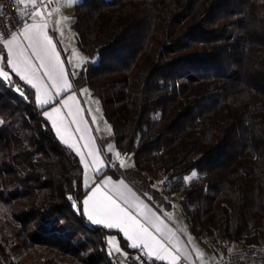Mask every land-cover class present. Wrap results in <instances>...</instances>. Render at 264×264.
Wrapping results in <instances>:
<instances>
[{
  "label": "trees",
  "instance_id": "obj_1",
  "mask_svg": "<svg viewBox=\"0 0 264 264\" xmlns=\"http://www.w3.org/2000/svg\"><path fill=\"white\" fill-rule=\"evenodd\" d=\"M74 17L89 56L74 89L100 98L135 162L106 172L177 205L227 251L263 246L264 0H80ZM10 75L0 78V264H124L109 237L135 249L82 214L79 156Z\"/></svg>",
  "mask_w": 264,
  "mask_h": 264
},
{
  "label": "snow or ice",
  "instance_id": "obj_2",
  "mask_svg": "<svg viewBox=\"0 0 264 264\" xmlns=\"http://www.w3.org/2000/svg\"><path fill=\"white\" fill-rule=\"evenodd\" d=\"M17 2L25 4L26 0H17ZM27 2L31 3L33 7L32 23L18 21L23 25L19 32L9 23L8 27L0 32V51L7 50L6 57L0 56V78L3 81L11 82V72L20 81L35 90V104L42 109H45L46 106L50 108V110L43 111L44 118L51 121V126L56 129L61 141L76 152L83 168L87 170L90 165L81 149L76 143H69L71 134L68 133V128L75 124L74 132L80 133L79 139L86 141L84 147L89 149L88 156L91 157V164L95 166L96 174L100 175L106 167H111L113 164L106 163L101 158L100 151L94 147L88 136L89 129L81 127L84 123L80 119L82 109L78 106L74 85L69 80L70 74L65 71L56 44L53 43L52 36L46 30L47 22L43 19L37 20V17L42 16L37 6V0H27ZM0 28H3L2 24H0ZM24 42H26V46ZM6 68L10 69V72L6 71ZM71 75L75 77L77 73L72 72ZM16 90L22 96L24 95L19 86ZM74 106L75 110H73ZM64 109L68 111L62 115ZM68 117L72 119L69 124H65ZM92 122H96L95 117ZM116 155L119 157L120 153ZM120 163L122 166L123 161ZM196 175L197 173L193 171L191 176L186 179L191 180ZM83 185L85 195L82 201V214L89 221L95 225H102L106 229H118L123 233L124 238L131 242L132 249H140L149 259L153 256L157 261L168 258L171 264H177L178 257L173 255L165 243L146 226V222L150 219L147 214L145 213L141 217L136 213L135 210L141 209V204L130 201L131 190L127 189V192L122 190L127 188L123 180L114 182L111 177H107L103 178L100 183L90 184L85 175ZM121 201L129 206H122ZM142 207L146 209L147 205ZM159 231L160 228L156 227V232ZM108 242L109 244L114 243L115 237L110 238Z\"/></svg>",
  "mask_w": 264,
  "mask_h": 264
},
{
  "label": "crops",
  "instance_id": "obj_3",
  "mask_svg": "<svg viewBox=\"0 0 264 264\" xmlns=\"http://www.w3.org/2000/svg\"><path fill=\"white\" fill-rule=\"evenodd\" d=\"M46 1L47 0H42V3H41V0H37V6L42 13L41 17H37V20L43 19L47 22L48 27L46 30L48 31L49 35L52 36L53 43L56 44L57 51L60 53L61 61L64 63L65 71L70 74L69 80L70 82H72L71 73L72 72L76 73V70L78 71L83 66H81L80 68L77 66H74L73 68L70 61L68 60V56L64 52L62 42L60 41V38H59V33L61 31V28L63 27L62 6L65 0H55V4L51 8L47 7ZM18 5L20 9L23 11V13L29 16L30 21L27 23H32V19H31V13L33 12L32 4L27 2L26 0L25 4L18 3ZM24 44L26 46V42H24ZM3 53L7 55V50L4 49L3 51H0V56H3ZM5 70L10 72V69L6 68ZM85 90H87L86 93H85ZM74 91H75V94L77 95L78 106L82 109L80 113V119H82L84 123L81 125V127H86L89 129L88 136L92 140L94 147L98 151H100L101 158L106 163L111 162L113 166L116 164L120 165V162L118 161L120 158L115 161L113 160L112 149L114 147L116 149V145L115 144L113 146L111 145L110 148L108 149L107 148L108 145H106L107 142L105 144L106 138H104V134H106V132L104 131V128L102 126L103 125L102 121L101 120L99 121L100 123H102V125L100 123L98 124V122H95V123L92 122L93 117H92V114L89 112L88 105L86 103V99H88L89 101V99L92 100V98H94L93 97L94 95L92 94L91 90L88 87L84 86V87H80L79 89H74ZM44 110H50V108L46 106ZM73 110H75V106ZM67 111H68L67 109H64L62 111V115H65ZM71 119H72L71 117H68V119L65 121V124H69ZM99 125L101 128L98 127ZM75 128H76L75 124H72L68 128V133L71 134V139L69 140V143L77 144V146L81 149V151L85 155L90 165L89 169L87 170L83 168L84 170L83 181H84L85 175L87 176L90 184L100 183L103 178H107V177H111L114 182L123 180L127 188L122 189V190L126 192H127V189L131 190V193L129 194L130 201L132 203L141 204V209L135 210L136 213H138L141 217L145 213L147 214V216L150 219L149 221L146 222V226H148L150 231L156 234L158 238L161 239L165 243L169 251H171L173 255L178 257V260L182 258H186L194 262L195 264H217L219 260H221L229 251L233 250V249L231 250L229 249L227 251L223 247L216 244L211 238L200 237L196 235L191 230L188 220L180 212V209L177 205H175L172 208H166L163 205H159V206L154 205L146 197L140 194L126 179L121 178V177L116 178L112 176L110 173L106 172L107 167L105 168L102 174L97 175L95 172V166L91 164V157L88 156L89 149L84 147L86 141L79 139L80 133H75L74 132ZM54 130L56 132V129ZM58 138L60 139L59 136ZM108 187L111 188V186H108ZM121 203H122V206H125V207L129 206V205L123 204V201H121ZM143 205H147V208L143 209L142 207ZM90 223L92 222L90 221ZM156 227L160 228L159 232H156ZM114 230L119 231L118 229H114ZM121 234L123 236V233ZM112 237H115V240H117V242L119 243L118 237L115 234L111 235L109 239ZM128 243L130 246L131 242L128 241ZM123 252L124 253H120V257L124 259L123 260L124 263L126 261L128 262V264H171V261L168 258H166L163 261H157L155 260V257L153 256L151 259H149V257L144 252H142L140 249H135L132 253L138 256V261L131 262L129 258L130 256L127 255L126 250H124Z\"/></svg>",
  "mask_w": 264,
  "mask_h": 264
},
{
  "label": "rangeland",
  "instance_id": "obj_4",
  "mask_svg": "<svg viewBox=\"0 0 264 264\" xmlns=\"http://www.w3.org/2000/svg\"><path fill=\"white\" fill-rule=\"evenodd\" d=\"M80 0H65L63 6H62V12H63V18H62V22H63V27L61 28V31L59 33V38L60 41L62 42V46L64 49V52L66 53V55L68 56V60L70 61L71 65L73 66H77V67H81L83 66V64H85L87 62V59L89 58V56L84 53L82 51V49L80 48L79 44H78V38H77V32L74 26V12H75V7L76 4L79 2ZM98 56L92 57L91 60L96 61ZM77 72V70H76ZM94 98H92V100L86 99V103L88 105V109L89 112L92 114V117H95L96 122H98V124L100 123L99 121L101 120L102 123H100L103 128L104 131L106 132V134H104V138H106L105 140V144L107 142L106 145L107 148L109 149L110 146L114 145V136H113V130H112V126L110 125V123L105 120L102 119L103 118V106H102V101L100 100V98L98 96H93ZM102 117V118H101ZM99 128L100 125L98 126ZM107 136V137H105ZM116 145V144H115ZM113 152V160H117L121 162L123 161V167H129V166H134L135 162L133 159V156L130 155H123L120 154L119 157H117V153H120V151L118 150V148L115 147L112 149ZM121 165V163H120ZM195 171V170H194ZM193 172V171H192ZM192 172L190 174H188L186 177L191 176ZM196 172V171H195ZM197 173V172H196ZM198 175H196L195 177H193L192 179L196 178ZM191 179V180H192ZM187 181H190L188 179H186ZM243 244H236L233 245V247L230 248L231 249H239V248H243ZM111 250L112 252L114 251V253L116 254L117 257H119L122 261L124 259H122L120 257V253H124L123 249L121 248L120 244L117 242V240H115L114 243L110 244ZM130 260H136V258L133 259V256L130 255ZM124 264H128V262L125 261Z\"/></svg>",
  "mask_w": 264,
  "mask_h": 264
},
{
  "label": "built area",
  "instance_id": "obj_5",
  "mask_svg": "<svg viewBox=\"0 0 264 264\" xmlns=\"http://www.w3.org/2000/svg\"><path fill=\"white\" fill-rule=\"evenodd\" d=\"M55 4V0H47V7L51 8ZM23 20L27 23L30 21L28 15H25L20 9L17 0H0V32L7 28L9 23L17 32L22 28V24L18 21ZM176 204L175 202L173 203ZM133 259L138 260L136 254H132ZM177 264H195L194 262L182 258ZM217 264H264V245L263 246H247L229 251Z\"/></svg>",
  "mask_w": 264,
  "mask_h": 264
}]
</instances>
